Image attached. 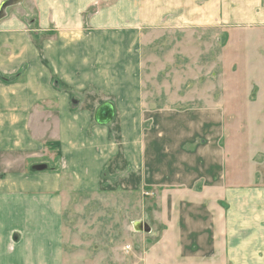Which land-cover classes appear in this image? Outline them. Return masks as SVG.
<instances>
[{"label": "crops", "instance_id": "1", "mask_svg": "<svg viewBox=\"0 0 264 264\" xmlns=\"http://www.w3.org/2000/svg\"><path fill=\"white\" fill-rule=\"evenodd\" d=\"M33 2L34 26L10 12L16 5L0 19V264H65L63 215L73 194L88 200L125 183L153 184L144 175L153 129L140 126L153 120L143 109L157 100L138 83L142 28L264 24V0ZM105 102L113 118L97 124ZM167 176L159 177L170 190L160 240L143 264H264V187L223 188L224 209L211 177Z\"/></svg>", "mask_w": 264, "mask_h": 264}, {"label": "rangeland", "instance_id": "2", "mask_svg": "<svg viewBox=\"0 0 264 264\" xmlns=\"http://www.w3.org/2000/svg\"><path fill=\"white\" fill-rule=\"evenodd\" d=\"M11 10L35 25L33 0ZM139 36L138 83L143 96L157 100L143 109L153 120L140 126L153 129L144 175L154 181L125 183L88 200L73 194L63 215L65 264H143L160 240L161 198L170 192L160 173L197 184L211 177L212 197L224 209L223 188L264 187V24L160 26ZM157 112L169 121L156 123ZM139 221L151 232L138 231Z\"/></svg>", "mask_w": 264, "mask_h": 264}, {"label": "water", "instance_id": "3", "mask_svg": "<svg viewBox=\"0 0 264 264\" xmlns=\"http://www.w3.org/2000/svg\"><path fill=\"white\" fill-rule=\"evenodd\" d=\"M23 0H3L0 3V19L4 18L7 14V9L22 3ZM114 115V106L111 102L101 104L95 111L94 120L98 124H108L111 122ZM38 166L37 168H39ZM46 168V167H45ZM138 231L151 232V227L148 223L139 221L137 223Z\"/></svg>", "mask_w": 264, "mask_h": 264}]
</instances>
